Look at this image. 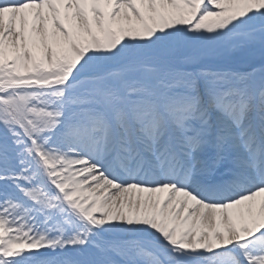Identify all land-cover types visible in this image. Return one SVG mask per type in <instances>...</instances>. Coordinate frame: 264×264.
Instances as JSON below:
<instances>
[{"label": "snow or ice", "instance_id": "6c2138e0", "mask_svg": "<svg viewBox=\"0 0 264 264\" xmlns=\"http://www.w3.org/2000/svg\"><path fill=\"white\" fill-rule=\"evenodd\" d=\"M0 264H264V0H0Z\"/></svg>", "mask_w": 264, "mask_h": 264}]
</instances>
